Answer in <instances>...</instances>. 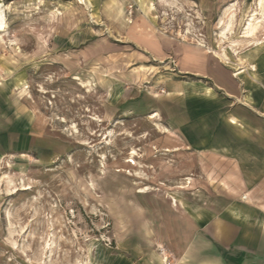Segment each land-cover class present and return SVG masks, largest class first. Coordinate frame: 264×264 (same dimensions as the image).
Returning <instances> with one entry per match:
<instances>
[{
    "label": "rangeland",
    "instance_id": "rangeland-1",
    "mask_svg": "<svg viewBox=\"0 0 264 264\" xmlns=\"http://www.w3.org/2000/svg\"><path fill=\"white\" fill-rule=\"evenodd\" d=\"M143 1L0 0V135L17 143L0 154V264H153L160 245L176 263L156 232L186 264L244 246L247 232L264 255L262 162L243 163L244 177L235 161L197 159L162 112L191 46L236 68L264 42L259 1L236 3L224 44L235 0Z\"/></svg>",
    "mask_w": 264,
    "mask_h": 264
},
{
    "label": "crops",
    "instance_id": "crops-1",
    "mask_svg": "<svg viewBox=\"0 0 264 264\" xmlns=\"http://www.w3.org/2000/svg\"><path fill=\"white\" fill-rule=\"evenodd\" d=\"M197 1L206 8L213 4V0ZM254 33L249 37L243 35L241 42L251 44ZM226 37H220L223 44ZM252 44L236 68L223 58L208 56L191 46L194 51L188 50L176 63L177 73L182 76L174 73L188 79H175L168 85V104L162 111L169 132L175 134L197 159L209 161L216 157L235 161L244 177H247L245 171L249 168L243 163L258 161L264 166V42L253 41ZM9 134L0 135V154L17 146L15 137L10 140ZM171 198L174 211H189L188 204L181 197ZM260 210L264 213V209ZM193 215L199 217L198 213ZM260 223L264 227V220ZM229 234L227 227L222 228L224 240ZM153 235L155 245L166 241L169 248L178 251L177 262L171 264H186L184 250L180 253L174 240L164 239L160 232ZM240 240L245 242L244 246L221 251L214 261L206 260L202 264H264V255L255 250L254 235L244 233ZM256 258L260 261L257 262Z\"/></svg>",
    "mask_w": 264,
    "mask_h": 264
},
{
    "label": "bare ground",
    "instance_id": "bare-ground-1",
    "mask_svg": "<svg viewBox=\"0 0 264 264\" xmlns=\"http://www.w3.org/2000/svg\"><path fill=\"white\" fill-rule=\"evenodd\" d=\"M140 1H141L142 6H143L144 1L143 0H140ZM258 1H259L258 5L260 6L261 11H263L262 12V15H263L264 14V0H258ZM81 2H86V3L88 2V4L92 3L91 0H81ZM236 10H237L236 9V2H232L224 8V11H223V13L220 17V21H219V24H221V26L223 27L221 30V34H222L221 37L225 38L228 31L231 30L233 22L235 20V16H236ZM123 12H124V10H122V13ZM256 15H258L257 12L252 14V16H251L252 18H250L249 21L247 22V26L245 28L246 29L245 35L248 37L253 35L254 31L257 28V24L260 22V20L255 17ZM124 21L130 22V20L126 19V18H124ZM4 27H5V21H4V18L2 17V15L0 13V31H2L4 29ZM238 73H240V72H237L236 74H238ZM155 116H156V114L153 117H155ZM245 198L246 197L244 196V199ZM155 256H156V260H155L154 264H169L168 259H167V257L169 255L166 252V249H164L162 245H160V247H158V252H156Z\"/></svg>",
    "mask_w": 264,
    "mask_h": 264
}]
</instances>
